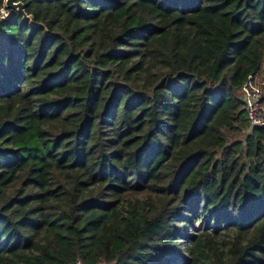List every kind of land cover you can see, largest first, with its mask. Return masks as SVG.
<instances>
[{
    "label": "trees",
    "instance_id": "trees-1",
    "mask_svg": "<svg viewBox=\"0 0 264 264\" xmlns=\"http://www.w3.org/2000/svg\"><path fill=\"white\" fill-rule=\"evenodd\" d=\"M17 1L0 264H264V0Z\"/></svg>",
    "mask_w": 264,
    "mask_h": 264
},
{
    "label": "built area",
    "instance_id": "built-area-1",
    "mask_svg": "<svg viewBox=\"0 0 264 264\" xmlns=\"http://www.w3.org/2000/svg\"><path fill=\"white\" fill-rule=\"evenodd\" d=\"M262 96V86L255 80L247 81L242 85L241 100L247 115V131L254 127L264 126V102Z\"/></svg>",
    "mask_w": 264,
    "mask_h": 264
},
{
    "label": "water",
    "instance_id": "water-1",
    "mask_svg": "<svg viewBox=\"0 0 264 264\" xmlns=\"http://www.w3.org/2000/svg\"><path fill=\"white\" fill-rule=\"evenodd\" d=\"M4 7L6 10H10L11 12H18L26 20L31 19V16L25 12L24 4L21 1L4 0Z\"/></svg>",
    "mask_w": 264,
    "mask_h": 264
},
{
    "label": "rangeland",
    "instance_id": "rangeland-1",
    "mask_svg": "<svg viewBox=\"0 0 264 264\" xmlns=\"http://www.w3.org/2000/svg\"><path fill=\"white\" fill-rule=\"evenodd\" d=\"M263 76H264V68H263L262 72H260V74H259V77H260L261 80L264 79ZM262 88H263V91H264V87H262ZM195 225L197 226L198 223L196 222ZM181 248L184 249V242H182V241H181Z\"/></svg>",
    "mask_w": 264,
    "mask_h": 264
}]
</instances>
